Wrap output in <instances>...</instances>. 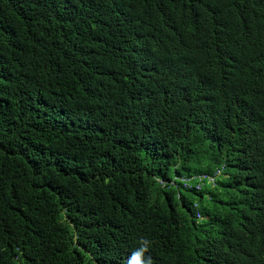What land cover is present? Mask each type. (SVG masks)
<instances>
[{"label": "trees", "instance_id": "16d2710c", "mask_svg": "<svg viewBox=\"0 0 264 264\" xmlns=\"http://www.w3.org/2000/svg\"><path fill=\"white\" fill-rule=\"evenodd\" d=\"M141 240L264 264V0H0V264Z\"/></svg>", "mask_w": 264, "mask_h": 264}, {"label": "clouds", "instance_id": "9594fccd", "mask_svg": "<svg viewBox=\"0 0 264 264\" xmlns=\"http://www.w3.org/2000/svg\"><path fill=\"white\" fill-rule=\"evenodd\" d=\"M220 174V172H218ZM202 185H199L197 189H200ZM141 247L131 254L130 259L127 260L126 264H152V260L144 258V253L148 250L149 241L141 240Z\"/></svg>", "mask_w": 264, "mask_h": 264}]
</instances>
